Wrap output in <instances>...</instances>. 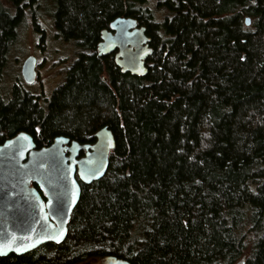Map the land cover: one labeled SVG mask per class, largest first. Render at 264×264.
Here are the masks:
<instances>
[{
  "label": "trees",
  "instance_id": "1",
  "mask_svg": "<svg viewBox=\"0 0 264 264\" xmlns=\"http://www.w3.org/2000/svg\"><path fill=\"white\" fill-rule=\"evenodd\" d=\"M44 1L0 0V73ZM52 1L55 30L84 54L44 108L0 86V145L20 132L38 148L93 144L107 126L115 148L81 185L66 240L0 264H264V0ZM117 17L145 26L144 77L94 53Z\"/></svg>",
  "mask_w": 264,
  "mask_h": 264
},
{
  "label": "water",
  "instance_id": "2",
  "mask_svg": "<svg viewBox=\"0 0 264 264\" xmlns=\"http://www.w3.org/2000/svg\"><path fill=\"white\" fill-rule=\"evenodd\" d=\"M245 25H250L248 18ZM109 29L101 32L98 55L117 49L116 62L122 73L144 77L145 61L152 54L145 28H137L135 19L119 17ZM34 65L32 57L23 63L22 74L29 84L35 79ZM95 138L93 145H80L56 137L50 146L36 149L32 136L20 132L0 145V258L22 256L66 240L81 185L88 186L106 175L109 155L115 148L108 127L98 130ZM82 150L86 151L84 157L77 159ZM98 264L129 263L107 256ZM236 264H245V257Z\"/></svg>",
  "mask_w": 264,
  "mask_h": 264
},
{
  "label": "flooded vegetation",
  "instance_id": "3",
  "mask_svg": "<svg viewBox=\"0 0 264 264\" xmlns=\"http://www.w3.org/2000/svg\"><path fill=\"white\" fill-rule=\"evenodd\" d=\"M154 1L156 2L157 5L160 6L159 0H154ZM117 18H119V17H117ZM115 19H113V20H115ZM113 20H111L108 23L107 27H105L102 30H100V36H99V39H98L97 44L95 46L94 53L96 54V57L99 59V61L102 64L104 63V60H106V61L110 60V61L113 62V65L115 66V68L121 74H127V73H122L120 67H118V65H117V62H116V54L118 53L117 49H115L113 52H111V53H109L107 55H98L97 47H98V44L102 41L101 32L104 31V30L110 32L109 25H110V23ZM30 21H31V19H30ZM163 21H164L163 20V15H162V13L160 11H158L157 12V16H156V26L158 27L157 28L158 30H159V26L158 25H160ZM31 23H32V21H31ZM50 24H52L53 27L55 28L54 16H53V19L51 20ZM140 27H144L145 28L144 25H141V24H139L137 22V28H140ZM34 31L38 35V39L32 45L34 50L36 49V53L35 52L31 53L32 55H29L28 57H26L25 60L27 58H30V57L35 59V65H34L35 79H34L33 83H30V84L25 81V79L23 77V74H22V67H23V63L25 61L24 60L22 65H21V67H20V80H19V78L16 79V80H19L20 82L13 83V84L11 83L6 95H7L8 99H11L14 89H18L22 94L31 97L33 99V101H35V103L38 105V107L44 108V107L47 106V104L51 100L53 94L58 89H60L61 87H63L66 84V82L68 80L69 73L74 68L75 63L78 62L81 59V56L84 54V52H80L78 50V47L74 44V41L66 40V39L62 38L56 31V35H55V39L56 40L60 39V40H62L65 43L66 42H73V44L76 47V49H75V51H72L70 53L66 52V53L62 54L59 49H55L53 51V48H52V50H51L52 55L50 57H46V56H44V54L49 51V45L47 43L48 38H47L46 29L40 27L39 31H36V30H34ZM155 33L156 34L157 33L160 34L161 31H159V32L156 31ZM145 34H146V29H145ZM146 36H147V34H146ZM147 38L149 39L148 36H147ZM15 44H17V41H16ZM147 45H148L149 48H151V50L153 52V47L151 46L150 39H149ZM63 50H65V49L63 48ZM86 56H88V55H86ZM148 59L149 58H147L146 61H145L146 68H147ZM41 67H43L42 71H41ZM45 68H48V69L46 70ZM44 72L49 73V74H48V76L46 77L45 80H42V75L41 74L42 73L44 74ZM101 78L103 80H106L105 79V74H102ZM47 83H48L49 86H47ZM27 87L34 88V90L30 91L31 88L28 89ZM2 93H3V91H2ZM104 127H107V126H104ZM100 129H98V130H100ZM96 132H95V134H96ZM95 134H94V138H95ZM57 137H64V136H57ZM65 138H67V137H65ZM54 139H53V141H54ZM67 139H69V138H67ZM33 140H34V138H33ZM53 141H52V143H53ZM72 141H74V140H70V142H72ZM75 142H77V141H75ZM95 142H96V138H95ZM77 143L80 144V145H93L94 144V143L93 144H81L79 142H77ZM50 145H48V146H50ZM44 147H47V146H44ZM41 148H43V147L38 148L36 146V149H41ZM85 153H86L85 150L80 151L78 153L77 159H81L82 157H84ZM34 187H36V186H34ZM37 190L39 191V193L41 192L39 189H37ZM43 197H44V194H43ZM43 200H45V197L43 198Z\"/></svg>",
  "mask_w": 264,
  "mask_h": 264
},
{
  "label": "rangeland",
  "instance_id": "4",
  "mask_svg": "<svg viewBox=\"0 0 264 264\" xmlns=\"http://www.w3.org/2000/svg\"><path fill=\"white\" fill-rule=\"evenodd\" d=\"M46 1V2H45ZM44 3L40 6L39 12L41 13V18L38 19V24L41 28L46 29L47 32V43L49 45V51L44 54L46 57H50L52 55L51 50L59 49L61 53H70L75 51L76 47L74 46L73 42H63L62 40H56V30L51 23L54 15V5L52 0H45ZM150 2L147 6L151 7L152 2L151 0H147ZM50 19V20H49ZM18 39L17 44H14L6 56L5 65L0 73V86L2 87L3 97L5 100H9L7 98V92L11 85V83H18L20 82V67L25 60L26 57L32 55L31 53L35 52L36 49L32 47V45L38 39V35L35 33L30 18H27L24 24L20 27L18 31ZM63 48L65 50H63ZM46 70L48 68H45ZM43 67H41V71ZM49 73L44 72L42 73V80H45ZM19 78V80H16ZM47 86L48 83H47ZM30 89L31 87H27ZM34 90L31 88L30 91ZM84 264H98V261H89Z\"/></svg>",
  "mask_w": 264,
  "mask_h": 264
},
{
  "label": "snow or ice",
  "instance_id": "5",
  "mask_svg": "<svg viewBox=\"0 0 264 264\" xmlns=\"http://www.w3.org/2000/svg\"><path fill=\"white\" fill-rule=\"evenodd\" d=\"M241 59H243V57H241ZM25 139H26V137H25ZM83 175V174H82ZM50 203H51V201H50Z\"/></svg>",
  "mask_w": 264,
  "mask_h": 264
}]
</instances>
